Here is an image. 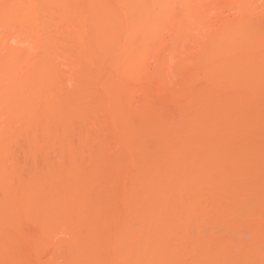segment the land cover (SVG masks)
Here are the masks:
<instances>
[{"label": "rangeland", "instance_id": "obj_1", "mask_svg": "<svg viewBox=\"0 0 264 264\" xmlns=\"http://www.w3.org/2000/svg\"><path fill=\"white\" fill-rule=\"evenodd\" d=\"M0 264H264V0H0Z\"/></svg>", "mask_w": 264, "mask_h": 264}]
</instances>
